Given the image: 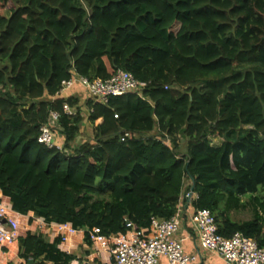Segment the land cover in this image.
Returning a JSON list of instances; mask_svg holds the SVG:
<instances>
[{
	"label": "trees",
	"instance_id": "1",
	"mask_svg": "<svg viewBox=\"0 0 264 264\" xmlns=\"http://www.w3.org/2000/svg\"><path fill=\"white\" fill-rule=\"evenodd\" d=\"M119 70L149 84L147 100L88 102L101 123L73 147L83 118L64 113L77 101L59 98L62 84ZM51 111L63 152L38 142ZM192 189L219 235L264 247V0H0V191L17 213L71 224L92 245L93 229L170 219ZM245 210L252 219L233 220ZM52 251L20 240L27 261L74 260Z\"/></svg>",
	"mask_w": 264,
	"mask_h": 264
},
{
	"label": "built area",
	"instance_id": "2",
	"mask_svg": "<svg viewBox=\"0 0 264 264\" xmlns=\"http://www.w3.org/2000/svg\"><path fill=\"white\" fill-rule=\"evenodd\" d=\"M77 84L87 90L93 102L102 105H108L111 98L125 95H134L146 101L145 92L149 87L148 83L138 80L133 74L119 70L109 80L91 81L74 74L62 84L59 95ZM63 111L70 117L77 114L74 107L67 103L63 106ZM60 118L58 112H50L48 123L41 128L38 142L63 152L64 147L58 140L61 134ZM130 137L126 133L121 140L125 142ZM188 196L189 194L186 198ZM182 208L184 207L181 205L178 212L168 220L153 218L148 228L136 229L133 222L125 220V234L106 237L99 229H93L88 233L90 241L98 251L109 252L114 264H161L162 259H166L168 264H196L199 257L186 254L177 238L183 225ZM188 223L197 235L200 248L219 254L228 264H264V247H260L255 239L242 234H236L230 239L219 235L215 215L210 210H194ZM64 228L61 227L62 230ZM69 231L75 232L72 228ZM26 235L21 214L14 210L10 199L0 191V255ZM0 264H4L2 259Z\"/></svg>",
	"mask_w": 264,
	"mask_h": 264
},
{
	"label": "crops",
	"instance_id": "3",
	"mask_svg": "<svg viewBox=\"0 0 264 264\" xmlns=\"http://www.w3.org/2000/svg\"><path fill=\"white\" fill-rule=\"evenodd\" d=\"M59 98H64L66 100L71 98L77 101L74 109L77 113L79 112L83 119V112L85 113L90 111L88 102L92 100L87 90L79 84L75 85L71 90L59 95ZM98 122L101 123V121ZM58 140L64 146L65 138L62 134H59ZM210 140L217 141L222 139L218 137H211ZM221 144L218 145L220 146ZM193 199H195V195H193ZM191 201H187L185 205H183L184 208L181 210L183 225L177 235V238L181 241L186 254L197 255L199 258L196 264H228L219 254L200 248L197 235L188 223V218L194 212V209L191 206ZM21 221L22 226L27 230V235L31 234L48 245L49 250H53V256H59L61 259L63 256L73 257L74 260L71 264L73 262H78L79 264H114L111 260L109 252L98 251L95 246L90 245L87 242L84 230H75L74 233H71L69 231L70 228L73 229L71 224L59 225L51 223L43 218L37 217L33 212L26 215L21 214ZM61 227L65 228L62 230ZM0 259H2L4 264H30L31 261H27L20 257V241L5 249L4 254L0 255ZM33 264H54V262L49 261L44 256L38 261H34ZM161 264H168V262L166 259H162Z\"/></svg>",
	"mask_w": 264,
	"mask_h": 264
},
{
	"label": "rangeland",
	"instance_id": "4",
	"mask_svg": "<svg viewBox=\"0 0 264 264\" xmlns=\"http://www.w3.org/2000/svg\"><path fill=\"white\" fill-rule=\"evenodd\" d=\"M86 111V110H85ZM90 111L83 112V123L81 128V133L77 139V141L72 144L73 147H78L85 143H93L95 141V128L100 124V122H96L95 124H92L89 121ZM232 140H234L235 136L230 137ZM213 145H216L214 147H217L218 144H221L224 142V140H217V141H211ZM219 146V145H218ZM180 148L182 152H185L186 149V140L181 139L180 140ZM252 219V213L250 210L240 211L233 214V220L235 221H249Z\"/></svg>",
	"mask_w": 264,
	"mask_h": 264
},
{
	"label": "water",
	"instance_id": "5",
	"mask_svg": "<svg viewBox=\"0 0 264 264\" xmlns=\"http://www.w3.org/2000/svg\"><path fill=\"white\" fill-rule=\"evenodd\" d=\"M193 195H194V191H193V189L190 191V193H189V196H188V198H187V201L188 202H190L191 201V199H192V197H193ZM34 263V261L33 260H31L30 261V264H33Z\"/></svg>",
	"mask_w": 264,
	"mask_h": 264
}]
</instances>
